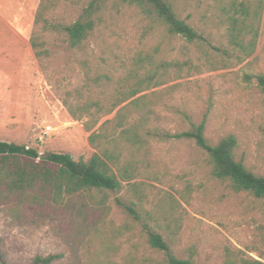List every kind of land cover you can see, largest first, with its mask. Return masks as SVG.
Wrapping results in <instances>:
<instances>
[{
	"label": "rangeland",
	"instance_id": "1",
	"mask_svg": "<svg viewBox=\"0 0 264 264\" xmlns=\"http://www.w3.org/2000/svg\"><path fill=\"white\" fill-rule=\"evenodd\" d=\"M209 1L195 0L189 9L196 16L189 23L205 35L206 43L170 37L153 26L139 8L121 7L118 12H106L108 23L90 36L83 49H71L63 30L35 25L41 0H0V141L35 148L41 154L64 153L76 161H87L96 152L88 140L90 133L83 122L73 120L63 99L73 103L100 100L109 106L111 90L103 94V89L94 85L88 89V78L107 74L117 80L138 54L189 62L183 71L148 92L162 96L154 108L157 118L150 125L153 136L147 158L158 173L157 181L136 180L148 184L146 210L157 219L149 224L168 239L178 226L170 230L167 224L179 219L172 249L177 257L186 259L194 248L195 264H224L226 247L260 260L264 246L257 229L264 226V202L236 192L228 181L215 179L208 156L194 140L166 137L190 131L192 124L205 121L210 145L234 134L239 143L237 159L264 176V94L242 80L244 72L264 73V14L256 50L245 57L226 42L224 29L211 28L197 16L195 10ZM85 4L86 0L61 4L47 14V24L74 23ZM34 32L49 51L42 60L30 44ZM47 126L54 128L49 136L44 135ZM124 186L119 193H110L109 220L116 226L134 225L116 201L134 202L128 185ZM0 237L9 264H30L38 255H61L53 264L71 263L72 245L59 234L58 224H13L0 207ZM121 248L116 258L119 262L126 247Z\"/></svg>",
	"mask_w": 264,
	"mask_h": 264
},
{
	"label": "trees",
	"instance_id": "2",
	"mask_svg": "<svg viewBox=\"0 0 264 264\" xmlns=\"http://www.w3.org/2000/svg\"><path fill=\"white\" fill-rule=\"evenodd\" d=\"M82 1L41 0L35 25L60 28L66 33L71 49H83L90 36L108 23L106 12L136 7L153 26L162 28L170 37H181L189 43L208 42L189 23L196 17L189 11L195 0H86L74 23L47 24V14L56 7ZM203 4L206 7L195 10L200 20L211 28L224 29V38L230 46L245 57L252 56L260 35L264 0H210ZM30 44L39 60L49 56L37 32L32 34ZM189 65V62L168 61L152 54H138L126 74L117 80L107 74L88 78V89L92 90L94 85L103 89V94L111 90L109 106L100 100L73 103L63 99L73 120L83 122L85 131L90 133L88 140L96 152L87 161H76L64 153L41 154L35 148L0 141V207L5 215L13 224L21 226L58 224L59 234L72 245L70 264H195L194 248L186 259L177 257L172 249L181 224L179 219L167 224L170 230L178 226L168 239L149 224L157 219L155 213L146 210L148 184L136 181L143 178L157 181L158 175L147 158L153 136L150 125L157 118L154 108L162 96L160 92H148ZM242 80L264 94V73L244 72ZM115 111L113 118L102 121ZM205 129L204 121L200 125L192 124L190 131L166 134V137L194 140L208 156L215 179L228 181L236 192L264 202V176L256 175L237 159V137L230 134L212 146L205 137ZM125 183L134 202L125 204L119 198L116 201L132 217L134 225L116 226L109 220L110 193H119ZM180 197L187 203L183 194ZM257 231L264 246V226H259ZM2 245L0 237V264H9ZM122 246L126 248L119 262L116 258ZM61 257L38 255L30 264H53ZM259 258L230 247L224 249V264H264V249Z\"/></svg>",
	"mask_w": 264,
	"mask_h": 264
},
{
	"label": "built area",
	"instance_id": "3",
	"mask_svg": "<svg viewBox=\"0 0 264 264\" xmlns=\"http://www.w3.org/2000/svg\"><path fill=\"white\" fill-rule=\"evenodd\" d=\"M53 132H54V128L52 126H47L45 131H44V135L49 136Z\"/></svg>",
	"mask_w": 264,
	"mask_h": 264
}]
</instances>
